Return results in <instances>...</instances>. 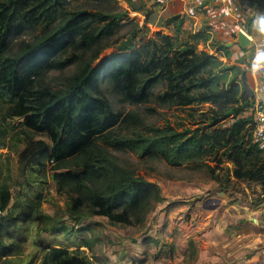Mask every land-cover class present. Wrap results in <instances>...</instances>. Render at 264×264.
Listing matches in <instances>:
<instances>
[{"label": "trees", "instance_id": "trees-1", "mask_svg": "<svg viewBox=\"0 0 264 264\" xmlns=\"http://www.w3.org/2000/svg\"><path fill=\"white\" fill-rule=\"evenodd\" d=\"M67 4L68 0H0V142L6 147L8 128L18 127L8 120L21 118V129L13 138L36 144L34 157L27 159L28 183L16 199L0 155L1 264H95L81 249L91 250L95 241L80 229L61 227L62 236L51 243L43 237L52 218L43 211L44 192L39 187L50 181L67 196L72 218L101 216L111 225L127 227L144 223L162 200L161 189L122 166L112 150L161 157L174 167L211 157L216 165L208 166L210 178L220 188L230 187L234 180L264 188V149L254 139L255 99L240 79L229 78L232 69L223 63L224 56L231 55L226 44L210 40L207 32L179 43L165 24L157 39L141 45L130 39L93 54L116 33L118 17L69 10ZM168 21L179 34L183 19ZM27 34L33 41L13 51L14 39ZM194 36L205 37L210 51L198 50ZM243 63L250 66L244 59L235 62ZM73 66L74 73L60 84L48 81L51 72ZM101 69L107 70L108 85L131 105L148 102L159 85L165 87L161 101L176 108L213 105L205 119L208 125L182 131L171 125L137 130V113L124 115L94 93ZM242 77L247 79L244 73ZM251 110L252 115L244 116ZM228 120L232 124L221 128ZM225 162L232 167H222Z\"/></svg>", "mask_w": 264, "mask_h": 264}, {"label": "rangeland", "instance_id": "rangeland-1", "mask_svg": "<svg viewBox=\"0 0 264 264\" xmlns=\"http://www.w3.org/2000/svg\"><path fill=\"white\" fill-rule=\"evenodd\" d=\"M145 6H147L146 2ZM67 9L75 11L87 9L118 17L120 26L116 33L93 51V54L98 53L99 55L103 54L105 48L116 47L130 39L137 45H141L144 41L157 39L158 31H161L165 24L175 34L179 43L206 30L193 25H191L193 27L185 26L184 22L181 26L182 30L177 34L175 23L169 22V19L153 24L150 7L144 8L139 0H68ZM177 23L180 21L178 20ZM235 25L237 28H234L232 34L223 38L222 42L220 41L221 45L227 41L231 43L228 47L231 55L224 56L223 63L225 67L232 69L229 78H237L244 83L242 75L245 74L243 71L245 68L235 64L237 60L233 59L236 56L233 54V48L236 47L235 44L240 46L236 34L238 28L248 34L247 23ZM197 29L198 32H196ZM252 35L251 31L249 36ZM208 37L210 40L216 38L215 32H210ZM204 39L205 37L202 36H194L192 43L198 50L210 51ZM32 41L31 34L14 39L12 50L18 52L23 44ZM245 59V62L250 60V58ZM75 69L76 67L73 66L62 72H51L48 81L56 86L64 78L72 75ZM106 71L101 69L98 73L93 83L94 93L108 99L111 106L124 115L131 112L137 113L138 120L135 124L137 130L142 131L147 126L164 128L171 125L182 131L204 129L208 125L205 119L210 115L214 108L213 105L207 103L188 108H176L161 101L160 94L165 90L163 85L154 89L148 102L131 105L124 102L108 85ZM8 121L12 126L18 127L15 130H12V127L8 128L6 147H2L0 142V155L9 169L7 177L12 186L13 197L16 199L28 183L25 179V176L30 175L27 159L34 157L36 153L34 145L36 144L35 141L32 144V141L27 138L20 137L23 139L21 141L17 140L19 136L13 138V134L21 129L20 124L23 119L14 118ZM231 124L232 120H228L220 127H229ZM112 152L122 166L158 184L161 189L162 200L153 205L143 224L131 227L111 225L107 218L101 216L72 218L68 211L67 196L58 192V186L54 181L39 187L44 192L43 211L51 216V226H53L44 227L43 237L51 243L62 236L58 233L61 227L80 229L84 237L95 241L91 250L81 248L95 264H222L226 261L225 259L221 261L212 258L213 249H215L213 238H216L218 230H221L216 227L222 223L220 220H227L229 217L228 205L232 204L234 198H238L240 203L243 200L246 204L254 205L262 201L264 197V188L255 183L234 180L230 187L220 188L210 178L208 166L215 167L216 165L211 157H205L190 165L174 167L161 157H141L121 150H112ZM222 167H232V165L225 162ZM229 247L230 245H222L224 251H227ZM223 255L224 253L220 254V256Z\"/></svg>", "mask_w": 264, "mask_h": 264}, {"label": "crops", "instance_id": "crops-1", "mask_svg": "<svg viewBox=\"0 0 264 264\" xmlns=\"http://www.w3.org/2000/svg\"><path fill=\"white\" fill-rule=\"evenodd\" d=\"M139 1L144 8L150 7L153 24L172 17H180L183 23L185 22V26L193 25L206 29L208 34L215 32L219 41L232 34L234 28H237L235 24L247 23L248 34L249 31L253 34L251 36L253 44L248 50L233 44L236 46L233 48V54L236 55L233 59L238 61L250 58L247 61L250 66L246 63L241 65L245 68L247 76V79H244V86L246 91L250 92V97L255 99V104L264 103V71L257 70V67L264 62L253 67L257 51L264 50V34L259 31V20L261 16H264V0ZM239 29L241 28L237 29V36ZM225 44L229 47L231 43L227 41ZM252 113V110L247 111L244 116H250ZM216 191H218L217 188ZM233 200L232 204L228 205V219H221L222 223L216 226L221 230H218L217 237L213 238L215 249H213L214 253L211 251L212 258L221 261L225 259L226 261L222 264H264V199L254 205L246 204L243 200L240 203L238 198ZM222 245H230V247L224 251ZM221 253L224 255L220 256Z\"/></svg>", "mask_w": 264, "mask_h": 264}, {"label": "built area", "instance_id": "built-area-1", "mask_svg": "<svg viewBox=\"0 0 264 264\" xmlns=\"http://www.w3.org/2000/svg\"><path fill=\"white\" fill-rule=\"evenodd\" d=\"M258 71H264V64L257 67ZM255 131L254 139L264 149V103H256L254 109Z\"/></svg>", "mask_w": 264, "mask_h": 264}, {"label": "water", "instance_id": "water-1", "mask_svg": "<svg viewBox=\"0 0 264 264\" xmlns=\"http://www.w3.org/2000/svg\"><path fill=\"white\" fill-rule=\"evenodd\" d=\"M238 43L241 46V48H243V49H248L253 44L251 37L246 32H244L243 30H240L238 32ZM229 46H231V45H229Z\"/></svg>", "mask_w": 264, "mask_h": 264}, {"label": "clouds", "instance_id": "clouds-1", "mask_svg": "<svg viewBox=\"0 0 264 264\" xmlns=\"http://www.w3.org/2000/svg\"><path fill=\"white\" fill-rule=\"evenodd\" d=\"M259 31L264 34V16L260 17L259 20ZM260 62H264V50H258L256 57H255V61L253 63V67H256L257 64H259Z\"/></svg>", "mask_w": 264, "mask_h": 264}]
</instances>
